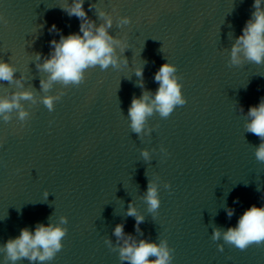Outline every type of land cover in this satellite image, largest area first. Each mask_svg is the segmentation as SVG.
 Instances as JSON below:
<instances>
[{
	"label": "water",
	"instance_id": "1",
	"mask_svg": "<svg viewBox=\"0 0 264 264\" xmlns=\"http://www.w3.org/2000/svg\"><path fill=\"white\" fill-rule=\"evenodd\" d=\"M71 2L0 0L8 21L0 22V60L16 68L22 85L0 81V96L25 89L34 94V102L21 101L27 121L15 111L8 122L0 117V246L24 227L34 231L65 216L63 248L43 264H128L119 259L117 224L137 241L166 240L174 249L171 264H264V244L242 251L211 238L214 228L235 227L253 204L264 206V163L255 157L260 139L246 130L249 107L264 98V64L228 66L254 0H85L98 25L96 10L112 14L109 32L127 42L122 57L128 64L97 65L79 86L56 83L46 93L40 81L48 74L37 69L36 54L42 63L52 39L79 32V19L61 8ZM121 16L131 23L118 27ZM53 24L59 34L49 32ZM166 62L177 67L187 103L168 118L154 113L138 136L128 118L131 100L155 93V73ZM141 66L143 88L134 71ZM61 91L49 112L41 97ZM149 180L158 184L157 214L143 200ZM129 202L144 217L139 232L127 215ZM228 208L235 210L231 218Z\"/></svg>",
	"mask_w": 264,
	"mask_h": 264
},
{
	"label": "clouds",
	"instance_id": "2",
	"mask_svg": "<svg viewBox=\"0 0 264 264\" xmlns=\"http://www.w3.org/2000/svg\"><path fill=\"white\" fill-rule=\"evenodd\" d=\"M85 0H72L71 4L66 3L62 8L69 17L79 19V32L67 36L60 35L59 40L50 41L51 52L41 60V54H36V67L47 73V78L40 81L41 89L49 92L54 84L59 83L64 87L79 86L85 80V71L95 68L97 65L101 70H106L111 65L113 68H120L121 65L127 66V57H122L123 52L128 48L125 40L113 36L109 30L113 26V16L110 12L103 9L96 10L98 19L102 22L98 25L88 17L83 5ZM254 11L233 43L230 51L228 66H240L243 61L255 64H264V7L262 0H254ZM89 9H96L95 4H89ZM0 22L7 24L5 17L0 15ZM131 18L121 16L117 19V26L129 25ZM50 33H60V30L53 24L49 29ZM119 49V51H117ZM135 75L139 79L137 85L144 86L143 73L144 67H136ZM16 68L3 60H0V81L16 83ZM177 67L171 63L162 64L155 73L154 79L159 84L155 93L143 91L140 97L133 96L131 105L128 108V118L132 132L138 136L144 132L145 125L149 117L158 113L162 118H168L177 106L187 103L182 94V84L179 83L180 77L176 75ZM64 92L56 95H45L41 97L42 102L49 112L54 110V102L61 99ZM21 101H33L34 94L30 90L13 92L9 97L0 96V117L8 122L12 119L11 113L16 112L18 119L25 122L29 118V112L21 104ZM243 111V107L240 109ZM247 115L250 120L246 124V130L255 134L260 143L255 148V157L259 162L264 163V98L256 106H250ZM151 131V129H149ZM161 152L167 155L166 149L161 147ZM144 160H150L147 149L141 150ZM165 188L171 185L166 183ZM47 198L48 193H44ZM147 204L148 211L153 214L158 213L160 198L158 184L155 180L148 181L147 191L143 197ZM238 202V201H237ZM234 209L228 208L227 214L231 218ZM127 215L135 217L136 231L139 232V225L144 221L136 207L129 202ZM68 223L67 217L60 216L59 223L37 224L32 231L27 227L21 229L19 236L10 238L0 246V253H4V264L26 259L33 262L51 261L56 254L63 248L62 240L66 236L68 229L63 225ZM113 235L117 241H123L118 247L119 259L128 264H171L174 249L170 248L166 240L160 243L147 239L135 240L130 234L124 233L123 224H117ZM212 240L223 239L224 243L233 245L240 250H246L250 245L264 244V206L257 207L253 204L246 209L239 217L235 227H229L227 231L214 228ZM110 244V241H106ZM218 250L223 252L224 245L218 244ZM153 257L154 259H150Z\"/></svg>",
	"mask_w": 264,
	"mask_h": 264
}]
</instances>
